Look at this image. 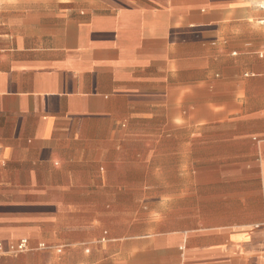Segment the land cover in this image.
Returning <instances> with one entry per match:
<instances>
[{
	"label": "crops",
	"instance_id": "0c3cea01",
	"mask_svg": "<svg viewBox=\"0 0 264 264\" xmlns=\"http://www.w3.org/2000/svg\"><path fill=\"white\" fill-rule=\"evenodd\" d=\"M261 1L0 0V264H264Z\"/></svg>",
	"mask_w": 264,
	"mask_h": 264
},
{
	"label": "rangeland",
	"instance_id": "374dc122",
	"mask_svg": "<svg viewBox=\"0 0 264 264\" xmlns=\"http://www.w3.org/2000/svg\"><path fill=\"white\" fill-rule=\"evenodd\" d=\"M181 78L177 79L176 81H173L172 84L177 85L178 83H180L182 85V83L184 82L187 83V102L185 105L187 116L186 129H198V88H196V86H198V84H196V78L198 79V76L187 75L185 80H183L182 76ZM177 118L178 117H176V119ZM179 125V122L171 123L170 125H165V128L163 129L173 130L177 129ZM181 125H184V123H182Z\"/></svg>",
	"mask_w": 264,
	"mask_h": 264
},
{
	"label": "built area",
	"instance_id": "2783aa9c",
	"mask_svg": "<svg viewBox=\"0 0 264 264\" xmlns=\"http://www.w3.org/2000/svg\"><path fill=\"white\" fill-rule=\"evenodd\" d=\"M260 7H261V8H264V0L261 1ZM260 24L264 26V20H261V21H260ZM24 243H25V242L20 243V245H19L18 248H19V249L23 248Z\"/></svg>",
	"mask_w": 264,
	"mask_h": 264
}]
</instances>
